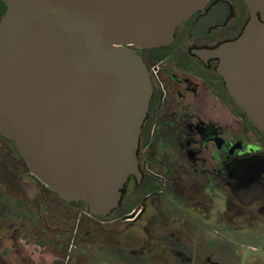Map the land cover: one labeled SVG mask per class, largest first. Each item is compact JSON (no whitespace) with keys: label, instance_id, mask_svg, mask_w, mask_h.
<instances>
[{"label":"flooded vegetation","instance_id":"obj_1","mask_svg":"<svg viewBox=\"0 0 264 264\" xmlns=\"http://www.w3.org/2000/svg\"><path fill=\"white\" fill-rule=\"evenodd\" d=\"M210 13L212 24L197 28ZM248 20L243 0H208L170 44L135 49L151 96L139 178L124 184L115 225H87V217L104 218L42 184L0 133V264H216L217 225L241 233V246L255 237L264 256V133L209 54Z\"/></svg>","mask_w":264,"mask_h":264},{"label":"water","instance_id":"obj_2","mask_svg":"<svg viewBox=\"0 0 264 264\" xmlns=\"http://www.w3.org/2000/svg\"><path fill=\"white\" fill-rule=\"evenodd\" d=\"M1 1L0 133L42 184L106 218L129 176L139 178L151 84L135 49L170 44L208 0ZM243 1L242 33L209 54L235 104L264 133V0ZM213 20L210 13L197 28Z\"/></svg>","mask_w":264,"mask_h":264},{"label":"rangeland","instance_id":"obj_3","mask_svg":"<svg viewBox=\"0 0 264 264\" xmlns=\"http://www.w3.org/2000/svg\"><path fill=\"white\" fill-rule=\"evenodd\" d=\"M116 217H118V213H113L102 220L87 217L86 223L87 225L111 226L115 225ZM119 225L123 224L120 223ZM222 226L217 225L215 233V241L217 243L216 264H264V256H261L259 242L256 241L255 237H245L247 242H245V246H241V233L225 232L223 231L225 227L221 229ZM231 229L234 230V228ZM108 237V235H104V240ZM90 253L95 254L96 251L92 250ZM89 259L90 261H94L95 258L90 257Z\"/></svg>","mask_w":264,"mask_h":264},{"label":"trees","instance_id":"obj_4","mask_svg":"<svg viewBox=\"0 0 264 264\" xmlns=\"http://www.w3.org/2000/svg\"><path fill=\"white\" fill-rule=\"evenodd\" d=\"M0 3H1L0 15H2L5 11V5L3 4V2L1 0H0ZM82 204H85V203H82Z\"/></svg>","mask_w":264,"mask_h":264}]
</instances>
